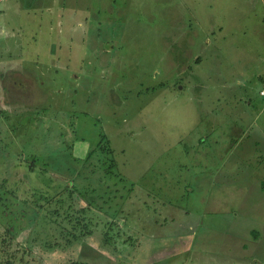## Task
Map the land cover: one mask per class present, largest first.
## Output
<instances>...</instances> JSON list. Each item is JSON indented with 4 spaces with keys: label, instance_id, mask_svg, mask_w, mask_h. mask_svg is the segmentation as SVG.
Segmentation results:
<instances>
[{
    "label": "rangeland",
    "instance_id": "1",
    "mask_svg": "<svg viewBox=\"0 0 264 264\" xmlns=\"http://www.w3.org/2000/svg\"><path fill=\"white\" fill-rule=\"evenodd\" d=\"M52 3L0 2V264H264V0Z\"/></svg>",
    "mask_w": 264,
    "mask_h": 264
},
{
    "label": "trees",
    "instance_id": "2",
    "mask_svg": "<svg viewBox=\"0 0 264 264\" xmlns=\"http://www.w3.org/2000/svg\"><path fill=\"white\" fill-rule=\"evenodd\" d=\"M104 144L109 145V141L106 140V137L105 136H102L101 142L99 144V148L102 149V152H104L106 154H111V149L110 148H107V145L105 146ZM93 155H94V153H92L89 158H91ZM109 170H110L109 172L113 171L114 170V167H109ZM72 264H83V263L75 262V263H72Z\"/></svg>",
    "mask_w": 264,
    "mask_h": 264
},
{
    "label": "crops",
    "instance_id": "3",
    "mask_svg": "<svg viewBox=\"0 0 264 264\" xmlns=\"http://www.w3.org/2000/svg\"><path fill=\"white\" fill-rule=\"evenodd\" d=\"M6 0H4V1H0V2H5ZM46 1H53V3L52 4H56V2L58 3H60V0H46ZM49 3V2H48ZM261 160V163L264 165V158H262V159H260ZM257 179L258 180H261V185L264 187V180H262L261 178H258L257 177Z\"/></svg>",
    "mask_w": 264,
    "mask_h": 264
},
{
    "label": "built area",
    "instance_id": "4",
    "mask_svg": "<svg viewBox=\"0 0 264 264\" xmlns=\"http://www.w3.org/2000/svg\"><path fill=\"white\" fill-rule=\"evenodd\" d=\"M0 1H4V0H0ZM261 96L264 97V89L261 91Z\"/></svg>",
    "mask_w": 264,
    "mask_h": 264
}]
</instances>
